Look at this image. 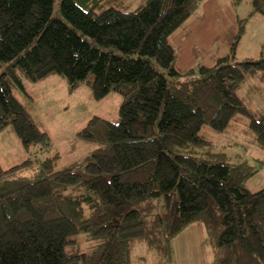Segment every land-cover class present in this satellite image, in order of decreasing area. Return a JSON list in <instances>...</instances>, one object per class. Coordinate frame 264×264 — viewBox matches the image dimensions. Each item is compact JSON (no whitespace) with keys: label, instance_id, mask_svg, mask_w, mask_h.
<instances>
[{"label":"trees","instance_id":"1","mask_svg":"<svg viewBox=\"0 0 264 264\" xmlns=\"http://www.w3.org/2000/svg\"><path fill=\"white\" fill-rule=\"evenodd\" d=\"M123 1L59 0L55 13L56 0H0V132L12 126L35 157L51 148L13 94L25 92L22 77L64 76L71 89L87 82L96 100L113 91L124 99L118 123L96 116L78 133L97 147L85 164L55 171L58 153L0 163V264H131L142 243L163 264L197 222L218 233L220 264H264V189L245 187L258 168L201 134H228L244 116L264 151V119L238 94L248 75H264V58L227 56L180 73L169 38L199 0H148L133 12ZM252 2L264 15V0ZM161 197L164 212L155 213ZM80 234L94 242L90 253Z\"/></svg>","mask_w":264,"mask_h":264},{"label":"rangeland","instance_id":"2","mask_svg":"<svg viewBox=\"0 0 264 264\" xmlns=\"http://www.w3.org/2000/svg\"><path fill=\"white\" fill-rule=\"evenodd\" d=\"M148 0H124V10L133 12ZM59 0L55 3V13ZM56 15V14H55ZM240 21L244 22V33L238 41L234 55L231 52ZM176 55V68L185 73L191 68L212 66L219 58L229 56L231 61L244 62L248 59L264 58V15L257 11L252 0L235 4L234 0H199L191 17L169 38ZM119 53V52H116ZM247 76L238 94L256 119H264V75ZM93 76H89V81ZM25 92L14 88L13 94L22 103L38 127L51 138V148L34 156L27 153L12 126L0 132V163L10 168L28 159L43 161L55 154V171L85 164L97 147L83 142L78 133L94 117H101L113 123L120 121V108L124 102L121 95L111 92L106 98L96 100L87 82L71 89L67 78L51 75L37 83L22 77ZM27 93V94H26ZM238 122L228 134L202 131V135L238 161L248 159L258 172L250 178L245 187L251 192L264 189V151L260 149L249 133L247 117L239 116ZM155 213L164 212L163 197L150 204ZM144 210L148 204L135 205ZM216 231H208L197 222L183 230L174 240L173 258L163 264H220L226 257L224 249L216 247ZM81 252L90 253L94 242L86 234L77 237ZM159 257L146 244H136L131 254V264H158Z\"/></svg>","mask_w":264,"mask_h":264}]
</instances>
